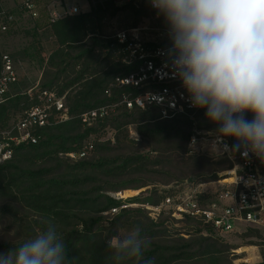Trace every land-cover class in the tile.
I'll return each mask as SVG.
<instances>
[{"label": "trees", "instance_id": "trees-1", "mask_svg": "<svg viewBox=\"0 0 264 264\" xmlns=\"http://www.w3.org/2000/svg\"><path fill=\"white\" fill-rule=\"evenodd\" d=\"M5 14L8 11L0 2L1 20ZM36 19L38 41L33 46L37 56L46 51L42 74L32 94L7 95L0 104V127L4 130L16 122L18 115L39 102L43 91L64 97L70 118L39 129L36 143L15 147L13 156L0 163V253L15 249L52 223L74 258L72 264H112L107 239L139 226L152 241L145 255L154 264H233L235 254L229 255L240 245L223 240L204 220H177L166 213L153 218L146 208L122 207L158 205L175 191L164 185L215 182L232 166L227 156L189 153L195 129L218 128L207 119L206 109L197 110L193 117L165 119L155 106L128 109L121 104L125 92L138 95L142 89L119 86L116 78L136 71L141 62L126 59L127 50L115 37L118 31H108L111 21H118L121 28H133L145 20L167 28L163 17L147 0L137 4L107 0L55 22L43 9ZM3 64L0 49V73ZM101 107L106 108L105 115L91 125L82 122L85 112ZM246 116L252 119L251 113ZM109 130L113 134L105 138ZM89 142L93 149L84 157L68 155ZM145 187L125 200L108 195ZM113 208L118 210L112 213ZM241 237L260 240L243 245L256 244L264 251L259 228H249ZM254 264H264V259Z\"/></svg>", "mask_w": 264, "mask_h": 264}, {"label": "clouds", "instance_id": "clouds-1", "mask_svg": "<svg viewBox=\"0 0 264 264\" xmlns=\"http://www.w3.org/2000/svg\"><path fill=\"white\" fill-rule=\"evenodd\" d=\"M162 16L172 42L174 75L191 106L206 109L218 125L213 148L237 142L264 162V0H149ZM251 113L252 119L246 114ZM136 226L107 239L112 264H154L146 257L152 241ZM55 224L15 249L0 253V264H72Z\"/></svg>", "mask_w": 264, "mask_h": 264}, {"label": "built area", "instance_id": "built-area-1", "mask_svg": "<svg viewBox=\"0 0 264 264\" xmlns=\"http://www.w3.org/2000/svg\"><path fill=\"white\" fill-rule=\"evenodd\" d=\"M116 1L137 4L143 0ZM147 2L149 3V0ZM21 5L34 19L42 15L43 8L51 22L84 12L77 2L67 3L66 0H22ZM149 6L152 8L150 3ZM5 28L4 25L3 29ZM141 29L142 39L139 36ZM115 37L125 46L126 59L129 62L135 60L141 62L136 71L128 76L116 78V84L119 86L142 89V93L138 95H134L133 91L125 92L121 104L128 109L134 106L141 108L155 106L160 110V117L165 119L180 115L193 117L199 109L191 106L182 81L174 75L169 55L172 42L168 36V28L133 27L118 31ZM3 62L0 73V104L7 99L11 85L18 80L9 54L3 55ZM38 99L39 102L26 110L10 127L4 130L0 127V163L13 156L15 147L36 143L39 139L37 134L39 129L70 118L64 97L58 96L56 92H40ZM105 114V107L90 110L82 115V122L91 125L96 118ZM215 133L216 130L195 129L189 139V153L227 156L232 161V166L220 173L222 177L211 183L176 184L175 191L166 196L160 204L144 207L153 218L166 213L177 220L186 217L202 219L209 223L219 236L240 233L246 231L248 227L264 231V162L251 152L245 155L243 148L237 152L233 150L232 137L224 138V142L229 145L227 150L222 144L216 149L213 148ZM92 149L93 144L89 142L82 150L68 155L77 159L84 157ZM208 184H217L218 187L209 190L206 188ZM122 191L124 190L117 192L120 198L123 197L120 195ZM128 206L137 204H124L122 207ZM117 210L113 208L112 213ZM243 228L245 230H242ZM253 247L259 250L258 245ZM262 255L264 256V251ZM250 259L246 258L243 262L250 263Z\"/></svg>", "mask_w": 264, "mask_h": 264}, {"label": "rangeland", "instance_id": "rangeland-1", "mask_svg": "<svg viewBox=\"0 0 264 264\" xmlns=\"http://www.w3.org/2000/svg\"><path fill=\"white\" fill-rule=\"evenodd\" d=\"M107 0H66L67 3L77 2L78 5L84 10L88 11L92 4H96L97 2H104ZM3 7L6 8L8 11V14H5L4 20L0 19V49L2 51V54H9L12 62L14 64V69L18 76V82L15 85H11L8 94L12 95L16 92H28L29 94H32L35 88H37V85L39 83V79L42 74V59L44 56H46V51L41 52V57L38 53V49L35 48V41H38V36L36 35L34 31L35 23L37 19L32 18L23 8H22V0H0ZM43 11V8H41ZM6 26L5 29H3V26ZM112 28L108 31H120V30H127L130 28H121L118 21L113 20L111 21ZM142 26H149V27H158L157 25L151 26L147 20L144 22H141L138 26L142 28ZM163 28V27H160ZM146 32V31H145ZM139 36L142 39V29L139 31ZM144 36H146L144 34ZM44 39H42L43 41ZM49 46H46V49ZM20 116H17V119H19ZM15 123V122H14ZM13 124V123H12ZM11 124V125H12ZM134 127H130V134L131 136L135 135ZM200 130V129H198ZM112 131H108L105 134V138H109L112 136ZM165 188H172L175 189V186L170 183L169 185H164ZM218 187L217 184H208L206 186L209 190H214ZM146 189L142 188L139 190H124L125 192H120V195L123 196L120 198V196L117 195L118 191H111L108 193L112 198H119V199H127L132 198L136 195H138L141 191H144ZM147 205V204H145ZM149 205V204H148ZM133 207H144V204H138L137 206ZM167 215V214H166ZM181 226V225H178ZM242 226V225H241ZM249 229V227H248ZM242 230H245L244 228ZM247 232L243 231L236 234H230L225 236H220L223 240L235 244L240 245V247H237L236 249H233L230 254V258H233V254H235L233 259V264H242L246 258H251L249 261V264H254L257 262H261L264 259V256L262 255V251L254 249V245H243L245 241L247 240H254V241H260L253 237H241V233ZM262 236L264 237V231H261ZM124 234L122 233L121 236ZM217 235V234H216ZM219 236V235H218ZM237 252H235V251Z\"/></svg>", "mask_w": 264, "mask_h": 264}]
</instances>
